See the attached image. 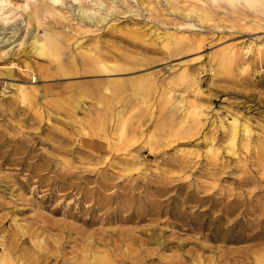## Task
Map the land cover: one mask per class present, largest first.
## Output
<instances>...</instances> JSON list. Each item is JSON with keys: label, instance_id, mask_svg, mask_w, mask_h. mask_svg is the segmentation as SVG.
<instances>
[{"label": "rangeland", "instance_id": "374dc122", "mask_svg": "<svg viewBox=\"0 0 264 264\" xmlns=\"http://www.w3.org/2000/svg\"><path fill=\"white\" fill-rule=\"evenodd\" d=\"M24 1L0 22V256L264 264V1L160 0L148 19L118 0L97 22L94 0H63L65 19L40 24L41 2ZM32 34L51 36L44 53ZM234 117L249 132L231 145L221 126Z\"/></svg>", "mask_w": 264, "mask_h": 264}, {"label": "bare ground", "instance_id": "6f19581e", "mask_svg": "<svg viewBox=\"0 0 264 264\" xmlns=\"http://www.w3.org/2000/svg\"><path fill=\"white\" fill-rule=\"evenodd\" d=\"M13 1H16V0H0V22L1 23L6 22L8 18L10 17V14L13 11V7L15 3ZM72 1L81 2V0H72ZM123 1H126V0H123ZM163 1H165V4L167 5V8L169 10L176 8L174 6V0H163ZM200 1L201 3H207V0H200ZM209 1L212 3L223 1L230 6L236 7L235 4H242L243 2L244 4H247V5H254L258 0H209ZM259 1L263 2L264 0H259ZM36 2H41V4L40 6L34 5L33 8L31 9V14L37 18L38 24H40V20L43 18V16L45 15L47 11L51 12L55 16H59L60 18L65 19V14L57 7L58 6L57 4L59 3L62 4L63 0H36ZM117 2L119 1L110 0L109 2L108 1L105 2L104 0H94L92 6L95 5L97 7V10L96 11L92 10V14L97 15L99 17L97 18V22L105 20L106 16L109 15L108 13H110L112 10L115 9V3ZM139 2H140V5L144 7V11H146L148 19L149 18L155 19L153 15H156L157 17L159 16L158 10L154 7L156 3L160 2V0H138V3ZM6 5H8L9 7L6 8ZM29 5H30L29 0H25L23 6L28 8ZM211 5L212 4H210V6ZM212 7L213 5L211 6V8ZM100 8L103 9V15H101ZM90 9L91 7L87 8L83 6H81L80 8H72L73 13L76 14L81 20L88 19L91 17L90 15H87V12L90 11ZM153 10L155 14L152 13ZM186 11H188V13L187 14L185 13V14L190 16V18L193 17L194 19H199L201 22H204V23L207 21V19H209V16H210L209 14H211L210 8H207L206 6H201V7L190 6L189 9H186ZM128 13H134V12L129 9ZM155 21L158 22V20H155ZM192 25L194 26V24L191 23L190 27H192ZM46 33L48 34V32ZM49 34L51 35V33ZM50 35H45L44 38L39 39L34 34H32V38H33L32 44L34 45V48L36 49L37 53L39 54L44 53L46 49L49 47V44L52 43V39H50L51 37ZM182 42L183 40L173 39L170 37L168 33H164V39L162 40L161 43L164 46H169L171 44H174L175 46H181ZM98 69L105 71L107 70V67L104 64H100ZM18 92L22 94L24 93V89L19 88ZM177 103L179 104L180 102H177ZM190 106H192V110L190 111L188 108H184L183 114L186 117L187 116L190 117L193 114V116L191 117V127L199 128L202 122L201 115L203 112L201 109L197 110V106L195 103H191ZM181 116L183 115L181 114ZM221 127L223 128V130H226L227 132L226 136L231 145H233L235 140L239 138L240 136H241V141L242 139H245L249 132V128L247 124H245L244 122L242 124H239L235 117L230 121V124L228 127H225L223 125ZM240 144H243V143H240ZM124 147L125 145L122 148H117L116 150L125 149ZM5 248H6L5 254L0 256V264H23L22 262L16 263L13 261V259L11 258L10 252L12 251V249L10 246H6ZM151 260H153V258L146 259L141 264H146L147 262Z\"/></svg>", "mask_w": 264, "mask_h": 264}]
</instances>
